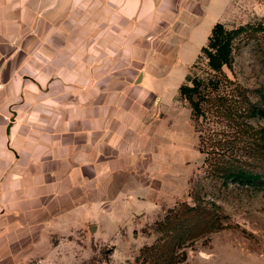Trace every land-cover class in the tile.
<instances>
[{
	"label": "rangeland",
	"instance_id": "obj_1",
	"mask_svg": "<svg viewBox=\"0 0 264 264\" xmlns=\"http://www.w3.org/2000/svg\"><path fill=\"white\" fill-rule=\"evenodd\" d=\"M29 5L23 24L13 20V39L21 29L29 58L43 61L47 76H76L61 86L75 90L82 105L78 91L90 76L108 75L103 99L112 113L131 108L140 124L133 149L123 140L110 154L108 177L86 178L82 187L78 181L76 199L55 207L53 216L46 213L43 227L31 223L27 242L7 244L0 264H152L142 251L164 235L158 223L198 196L220 205L223 227L188 245L180 264H264V177L224 186L209 176L200 134L179 95L218 22L253 24L237 41L235 75L228 72L264 92V0H160L141 3L138 14L125 13L130 3ZM253 121L264 128V118Z\"/></svg>",
	"mask_w": 264,
	"mask_h": 264
},
{
	"label": "crops",
	"instance_id": "obj_2",
	"mask_svg": "<svg viewBox=\"0 0 264 264\" xmlns=\"http://www.w3.org/2000/svg\"><path fill=\"white\" fill-rule=\"evenodd\" d=\"M47 1L130 3L125 13L138 14L141 3L160 0H0V251L27 242L31 223L43 227L46 213L53 216L61 203L75 200L78 181L82 187L86 178H107L110 154L123 140L131 151L140 124L131 108L112 113L110 100L103 99L108 75L90 76V85L78 91L82 105L75 90L61 86L64 78L77 82L76 76H47L44 62L29 58L21 29L13 39V20L23 24L30 3Z\"/></svg>",
	"mask_w": 264,
	"mask_h": 264
},
{
	"label": "trees",
	"instance_id": "obj_3",
	"mask_svg": "<svg viewBox=\"0 0 264 264\" xmlns=\"http://www.w3.org/2000/svg\"><path fill=\"white\" fill-rule=\"evenodd\" d=\"M252 26L229 28L223 22L216 23L179 87L180 99L189 105L200 134L207 172L224 186L229 181L253 184L264 177V164H257L264 157V128L258 129L253 121L264 118L263 89L250 88L228 72L235 75L237 41ZM244 152L248 153L246 158ZM220 209L215 201L199 196L192 204H178L158 223L164 235L145 246L142 255L150 257L152 264H180L187 257L188 245L223 227Z\"/></svg>",
	"mask_w": 264,
	"mask_h": 264
}]
</instances>
